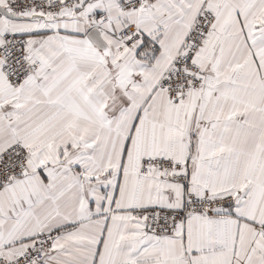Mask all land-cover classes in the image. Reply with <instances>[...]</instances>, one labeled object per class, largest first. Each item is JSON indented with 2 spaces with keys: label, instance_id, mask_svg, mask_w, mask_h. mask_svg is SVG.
Returning <instances> with one entry per match:
<instances>
[{
  "label": "snow or ice",
  "instance_id": "6c2138e0",
  "mask_svg": "<svg viewBox=\"0 0 264 264\" xmlns=\"http://www.w3.org/2000/svg\"><path fill=\"white\" fill-rule=\"evenodd\" d=\"M0 264H264V0H0Z\"/></svg>",
  "mask_w": 264,
  "mask_h": 264
}]
</instances>
